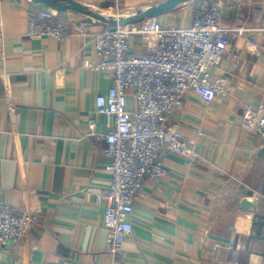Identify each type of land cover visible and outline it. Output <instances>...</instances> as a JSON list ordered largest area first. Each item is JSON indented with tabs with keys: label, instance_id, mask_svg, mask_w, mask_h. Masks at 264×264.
<instances>
[{
	"label": "crops",
	"instance_id": "0c3cea01",
	"mask_svg": "<svg viewBox=\"0 0 264 264\" xmlns=\"http://www.w3.org/2000/svg\"><path fill=\"white\" fill-rule=\"evenodd\" d=\"M75 1L131 13L161 0ZM209 1L219 4L228 38L221 62L209 68L212 78H225V93L212 101L184 94L169 123L199 156L163 153L166 173L144 179L129 215L132 231L112 256L105 202L95 196L109 187L103 136L114 123L95 111V97L113 80L87 65L98 62L91 38L107 25L65 10L56 14L68 37H29V16L48 7L0 0V202L37 216L26 236L0 248V264H264V136L241 117L245 103L264 105V0ZM197 2L155 18L188 27ZM128 44L144 55L157 39L131 34ZM127 108H134L130 96Z\"/></svg>",
	"mask_w": 264,
	"mask_h": 264
},
{
	"label": "built area",
	"instance_id": "2783aa9c",
	"mask_svg": "<svg viewBox=\"0 0 264 264\" xmlns=\"http://www.w3.org/2000/svg\"><path fill=\"white\" fill-rule=\"evenodd\" d=\"M56 13L50 8L32 13L27 35L50 36L57 41L68 37L66 24ZM220 16L218 3L198 0L188 27H164L152 17L133 24L107 25L91 38L99 60L87 65L110 72L113 80L106 93L95 97V111L114 123L103 136L109 187L95 196L97 203L105 202V250L112 256L122 252L132 231L129 215L144 179H158L166 173L163 153H176L191 161L199 156L178 124L169 120L189 90L204 101L225 93V78H212L209 71L219 65L228 43ZM131 34H139L144 42L154 36L157 44L149 53L137 55L128 44ZM233 60L235 66L237 54ZM129 96L134 101L131 110L127 108ZM241 117L247 128L264 136L263 104L245 103ZM36 220L35 213L0 202V248L8 241H20ZM46 264L70 263L61 260Z\"/></svg>",
	"mask_w": 264,
	"mask_h": 264
},
{
	"label": "water",
	"instance_id": "95a60500",
	"mask_svg": "<svg viewBox=\"0 0 264 264\" xmlns=\"http://www.w3.org/2000/svg\"><path fill=\"white\" fill-rule=\"evenodd\" d=\"M35 3H41L48 8L62 12L65 10H71L78 12L85 17L84 22H96L105 25H116V24H133L141 22L145 19L156 17L157 15L169 11L176 6L192 1V0H161L156 4L149 5L145 8H136L131 13H105L100 10L92 9L87 5L81 4L75 0H32ZM241 207L250 210L253 206L252 203L241 200Z\"/></svg>",
	"mask_w": 264,
	"mask_h": 264
}]
</instances>
